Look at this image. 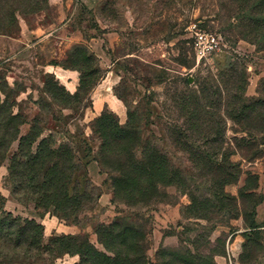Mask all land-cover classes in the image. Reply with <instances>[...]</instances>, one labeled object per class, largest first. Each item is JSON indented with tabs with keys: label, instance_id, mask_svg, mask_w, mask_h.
Instances as JSON below:
<instances>
[{
	"label": "rangeland",
	"instance_id": "obj_1",
	"mask_svg": "<svg viewBox=\"0 0 264 264\" xmlns=\"http://www.w3.org/2000/svg\"><path fill=\"white\" fill-rule=\"evenodd\" d=\"M38 26L43 36L50 34L30 41L28 62L17 64L16 83L1 97L15 95L14 112L29 114L36 112L30 101L38 99L35 129H43L41 137L51 134L53 147L67 144L74 152L72 187L80 209L64 219L51 208L11 200L4 164L0 194L17 203L12 214L40 223L43 244L82 236L104 251L96 231L117 222L132 230L133 241L142 240L132 250L142 253L144 264H264V201L256 211L260 227L246 232L241 211L231 214L215 198L219 187L237 197L245 189L250 220L264 197V133L255 121L232 118L241 116L244 104L264 100V0H46L35 12L17 13L18 29ZM195 31L220 41L200 60ZM46 63L66 67L77 81L73 92L55 98L58 103L43 92L44 81L53 79ZM3 65L0 85L6 67L15 71ZM102 92L123 102L121 119L106 106L92 108ZM254 110L252 116L264 112ZM246 128L255 139L247 149L240 147ZM103 134L110 136L107 146ZM230 164L239 176L219 186ZM78 260V254L22 263L0 257V264Z\"/></svg>",
	"mask_w": 264,
	"mask_h": 264
},
{
	"label": "trees",
	"instance_id": "obj_2",
	"mask_svg": "<svg viewBox=\"0 0 264 264\" xmlns=\"http://www.w3.org/2000/svg\"><path fill=\"white\" fill-rule=\"evenodd\" d=\"M45 3L46 0H0V35H14L18 31L17 13L35 12ZM52 78L51 81H44L43 92L51 102H57L55 98L70 93L53 74ZM84 80L85 77L82 76L81 84ZM95 84L90 86L88 94ZM6 88L11 87L3 74V84L0 85V166L6 164L5 181L10 199L18 203L33 202L38 208H51L55 215L67 219L80 209L79 196L72 187L78 171L74 152L67 144L53 147L54 141L51 134L41 137L43 129L34 127V124L38 122V116L31 120L27 132L20 134L21 126L28 121L21 111L14 112L15 95L5 93L4 98L1 97ZM61 106L66 107L62 104ZM257 106L264 108V100L244 104L242 114H239L241 116H232V118L239 119L246 125L255 121L259 132L264 133V112L256 116L251 115ZM113 115L118 119L116 114L113 113ZM112 123L118 129L116 121ZM244 130L248 138L241 140L240 147L247 149L254 145L255 139L249 129ZM101 137L103 145L107 146L110 143V136L103 134ZM14 142H17V147L11 151ZM230 165L231 169L224 166L221 170L220 179L217 181L219 186L237 180L239 173L234 174L232 172L234 165ZM149 169L151 170L150 166ZM220 188L216 191L215 198L221 203L222 209L229 210L231 214L239 209L241 214L238 215H242L247 222L245 231L257 230L260 222H257L255 218L256 206L264 197H260L255 203L254 216L248 220L246 202L249 195L245 189L239 190L237 197ZM6 200L7 198L0 194V257L7 263H22L30 259L41 260L45 255L56 258L63 254H78L79 260L75 264H144L142 253L132 250V246H138L142 240L133 241L132 230L120 228L117 222L101 226L96 231L104 251L98 250L82 236L55 237L48 244H43V226L35 219L13 215L11 211L4 208ZM195 202L197 205V201ZM210 207L213 212L217 211L214 204ZM205 208L197 209L204 212ZM201 214L207 216L205 213Z\"/></svg>",
	"mask_w": 264,
	"mask_h": 264
},
{
	"label": "crops",
	"instance_id": "obj_3",
	"mask_svg": "<svg viewBox=\"0 0 264 264\" xmlns=\"http://www.w3.org/2000/svg\"><path fill=\"white\" fill-rule=\"evenodd\" d=\"M42 34H43L42 30L40 29V26H38V28L20 27L14 35H0V68L3 67L4 66L3 64L6 62V65L8 64V66L11 69H15L14 71L6 67V72L4 73V76L9 86H14L16 83V78L18 77L16 72H18L19 70L17 64H23L24 62H28V59L26 56H24V54L25 52H28V49L30 48V44H29L30 41L38 37H39V41H41L44 38H46L50 33H46L44 36ZM42 67L44 68L45 72H50L51 74H53L55 78L62 85H64L65 88L70 92H73V90L76 89L77 81L73 80V76L75 75H73L72 71H69L64 68L56 67L50 63H46ZM94 91L95 88H93L90 94L91 95L96 94V92ZM37 100L38 99L30 101L31 105H33L36 109V112L34 114H29L28 111L25 110L24 108L17 109L26 116L28 121L27 123L21 126L20 128L21 130L23 126H28V127L23 131L20 130V134H25L30 126L31 120L34 117L39 116L38 114L42 108L38 106L39 102ZM99 100H100L99 103H94L92 107L94 108V110L97 111L102 109L103 106H106L110 108L112 112L117 115L119 119H121V117L125 112V105L120 99L115 98L112 94L102 92V97ZM13 145L15 150L17 147V142H14L12 146ZM2 194L3 196H5V198H7L4 208L8 209L9 211L16 210V207L18 206L17 203L11 201L9 199V196L6 195L3 191ZM263 201L264 198L256 206V211ZM8 204H12L13 209L8 207ZM255 218L257 222H261L263 220V218L261 219V217L258 214H256Z\"/></svg>",
	"mask_w": 264,
	"mask_h": 264
},
{
	"label": "built area",
	"instance_id": "obj_4",
	"mask_svg": "<svg viewBox=\"0 0 264 264\" xmlns=\"http://www.w3.org/2000/svg\"><path fill=\"white\" fill-rule=\"evenodd\" d=\"M193 26L195 27V25ZM219 45L220 41L217 35L204 31H195L193 49L197 60L218 49Z\"/></svg>",
	"mask_w": 264,
	"mask_h": 264
}]
</instances>
